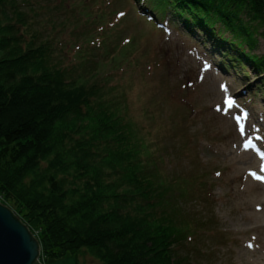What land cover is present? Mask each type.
<instances>
[{"label":"rangeland","instance_id":"rangeland-1","mask_svg":"<svg viewBox=\"0 0 264 264\" xmlns=\"http://www.w3.org/2000/svg\"><path fill=\"white\" fill-rule=\"evenodd\" d=\"M26 1L34 10L27 25L17 28L23 42L37 36L35 45L47 43L54 63L100 88V101L129 131L139 152L137 177L141 172L159 187L154 208L146 211L166 215L182 229L172 242L174 259L264 264L262 76L237 64L218 70L221 58L212 42L201 45V31L180 33L171 16L160 28L132 0ZM19 2L27 14L30 5ZM253 26L257 45L251 54L264 56V25ZM226 97L233 101L227 112ZM235 116L243 118V137ZM31 226L37 228V221ZM42 264L98 261L87 253H68Z\"/></svg>","mask_w":264,"mask_h":264},{"label":"trees","instance_id":"trees-1","mask_svg":"<svg viewBox=\"0 0 264 264\" xmlns=\"http://www.w3.org/2000/svg\"><path fill=\"white\" fill-rule=\"evenodd\" d=\"M132 2L160 28L171 16L180 33L201 31V45L212 42L221 58L218 70L248 67L264 83V56L251 54L264 0ZM22 3L27 14L19 0H0V204L36 237L40 264L68 253H87L98 264H179L171 246L182 229L146 211L159 187L137 177L129 131L100 101V88L54 63L47 43L35 45L37 36L23 42L17 28L34 8Z\"/></svg>","mask_w":264,"mask_h":264},{"label":"water","instance_id":"water-1","mask_svg":"<svg viewBox=\"0 0 264 264\" xmlns=\"http://www.w3.org/2000/svg\"><path fill=\"white\" fill-rule=\"evenodd\" d=\"M38 240L0 204V264H40Z\"/></svg>","mask_w":264,"mask_h":264},{"label":"snow or ice","instance_id":"snow-or-ice-1","mask_svg":"<svg viewBox=\"0 0 264 264\" xmlns=\"http://www.w3.org/2000/svg\"><path fill=\"white\" fill-rule=\"evenodd\" d=\"M232 108H233V101L226 97L225 100H224V111L227 112V111H229ZM234 119H235L236 124L238 126V130L240 132V135L242 137L245 136V134H246L245 133V126H244V123L242 122V120H243L242 116H235ZM248 146H249V144L246 143L245 147L247 148ZM260 170L262 172H264V166H262ZM252 175L255 176L256 174L252 173ZM257 178L260 179V177H257ZM249 247H251V245H249Z\"/></svg>","mask_w":264,"mask_h":264},{"label":"built area","instance_id":"built-area-1","mask_svg":"<svg viewBox=\"0 0 264 264\" xmlns=\"http://www.w3.org/2000/svg\"><path fill=\"white\" fill-rule=\"evenodd\" d=\"M38 262L40 263L39 258H38Z\"/></svg>","mask_w":264,"mask_h":264}]
</instances>
